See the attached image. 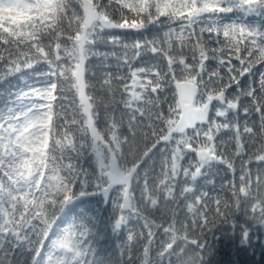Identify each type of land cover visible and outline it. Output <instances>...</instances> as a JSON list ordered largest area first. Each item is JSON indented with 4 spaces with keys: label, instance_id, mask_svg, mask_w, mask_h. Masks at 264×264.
<instances>
[{
    "label": "snow or ice",
    "instance_id": "snow-or-ice-1",
    "mask_svg": "<svg viewBox=\"0 0 264 264\" xmlns=\"http://www.w3.org/2000/svg\"><path fill=\"white\" fill-rule=\"evenodd\" d=\"M227 13L264 0H0V79L46 67L0 103V264H206L237 213L264 226V27ZM96 194L107 217L61 222Z\"/></svg>",
    "mask_w": 264,
    "mask_h": 264
},
{
    "label": "trees",
    "instance_id": "trees-1",
    "mask_svg": "<svg viewBox=\"0 0 264 264\" xmlns=\"http://www.w3.org/2000/svg\"><path fill=\"white\" fill-rule=\"evenodd\" d=\"M238 16H227L224 18L229 21L242 22L248 25H257L258 27H264V16L254 13L244 14ZM159 26L149 25L146 30L137 32L135 30L116 29L110 31L111 34L120 36L124 41L130 42L132 40L143 36H151ZM214 46V45H213ZM101 51H109V48L101 47ZM93 64H97V59L92 58ZM151 56L146 55L143 60L136 66H143L144 64L151 63ZM237 63L236 61H233ZM111 63V61H110ZM211 67H215V62H211ZM264 70L260 65H257L252 74H246L241 77V87L246 86L249 82H254L258 79L259 72ZM46 71V67H37L35 71L24 70V73H17L9 76L5 79H0V103H3L10 94L16 92L18 88L23 87L25 80L29 83L35 80H40L41 77L37 75V72ZM232 91H236L233 86ZM166 107V106H165ZM242 115V114H241ZM78 163L86 169L94 167V160L89 156L83 157ZM207 180H215L218 186L220 177L215 175V172H210L205 178H201L200 184L204 190H211L213 185L208 184ZM96 206L93 205L89 212L88 219L96 215L93 208L99 210L100 215L107 217L111 213L112 205L109 203L108 209H103L102 205L96 201ZM106 207V208H107ZM62 222V221H61ZM242 228H247L249 232V238L246 242L241 241L240 231ZM94 234V233H93ZM94 246L101 255H108L113 252L118 244L124 239V231L122 229L112 230L111 227L106 230H100L99 234L95 233ZM209 245L212 248L211 253L206 258V264H264V226L253 224L248 220L244 214L237 213L234 225H220L214 229L207 237Z\"/></svg>",
    "mask_w": 264,
    "mask_h": 264
}]
</instances>
